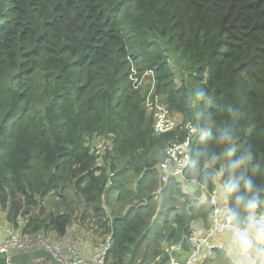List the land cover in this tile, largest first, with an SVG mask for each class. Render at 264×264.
<instances>
[{"label":"trees","instance_id":"16d2710c","mask_svg":"<svg viewBox=\"0 0 264 264\" xmlns=\"http://www.w3.org/2000/svg\"><path fill=\"white\" fill-rule=\"evenodd\" d=\"M147 70L170 110L202 128L186 177L204 189L162 182L177 133L154 130L151 86L130 78ZM225 130L232 143L219 142ZM93 139L106 145L102 160ZM244 152L252 161L232 172ZM241 173L264 189V0H0L4 223L61 234L96 225L115 234L110 264H169V245L186 259L198 223L211 226L203 190ZM223 254L204 251L199 264Z\"/></svg>","mask_w":264,"mask_h":264},{"label":"built area","instance_id":"2783aa9c","mask_svg":"<svg viewBox=\"0 0 264 264\" xmlns=\"http://www.w3.org/2000/svg\"><path fill=\"white\" fill-rule=\"evenodd\" d=\"M150 75V72L146 73ZM152 74V73H151ZM155 81L154 75H151ZM156 85L151 88L146 105L153 110L154 113V130L156 133H167L175 131L176 139L167 147V156L160 164V171L162 173V182L166 183L171 177H177L182 180L194 183L204 188L196 179H187L186 169L191 163V145L194 136H196L201 128L191 122L182 119V117L173 113L169 106L166 105L160 94L156 93ZM185 134L184 139H180V135ZM92 150L95 151L100 159H103L102 152H104L106 145L103 141H89ZM114 183L111 180L110 186ZM210 203L213 207L211 214L212 225L204 236L196 233L191 236L193 250L184 262L178 261L173 253L182 250L180 243H173L168 246L167 252L170 253L171 259L169 264H199L202 259L203 251H215L224 248L222 242H217L218 237L230 232L225 222L220 219L221 215L229 216L230 210H224V202H222L224 191L220 187L208 192ZM216 216L217 223L213 222V216ZM80 226V225H78ZM69 225L68 230H70ZM231 233V232H230ZM66 234H61L55 228L36 231L33 233H25L23 229H17L4 224L0 221V257H4L7 264H14L13 252H25L32 248H43L47 251L57 262L61 264H86L81 258L80 245H67L64 241ZM114 232L103 235L94 245V255L90 264H109V254L115 244Z\"/></svg>","mask_w":264,"mask_h":264},{"label":"clouds","instance_id":"9594fccd","mask_svg":"<svg viewBox=\"0 0 264 264\" xmlns=\"http://www.w3.org/2000/svg\"><path fill=\"white\" fill-rule=\"evenodd\" d=\"M147 72L154 75L151 70H147L145 74ZM147 108L149 107L147 106ZM234 139V134L230 130H225L220 136L219 142L232 143ZM252 159L251 152H244L235 161L230 162L229 166L232 172H236L245 167ZM253 171L255 173L259 169ZM241 185L243 192H241ZM261 191L264 189H258L255 182L249 180L245 173H241L237 182L224 184L226 199L231 194H235L236 208L230 210L229 216L222 214L220 217L231 232V245L235 252L234 264H264V196L261 195ZM238 209H242V212ZM213 222L217 223L215 215Z\"/></svg>","mask_w":264,"mask_h":264},{"label":"crops","instance_id":"0c3cea01","mask_svg":"<svg viewBox=\"0 0 264 264\" xmlns=\"http://www.w3.org/2000/svg\"><path fill=\"white\" fill-rule=\"evenodd\" d=\"M224 184L225 182L222 181L220 178H218V186L222 191H224ZM196 188L197 187L194 188V191H196ZM202 200L210 201L208 191L203 190ZM223 201L224 200L222 199V202ZM223 209L225 211L230 210V204L229 203L225 204L223 206ZM0 221L4 223L2 220ZM70 225L71 228L70 230L67 231L64 238L65 243L67 245L70 244L80 245L81 258L84 260V263L90 264L94 255V245L103 236L102 232L98 230H91L85 227L78 229L80 226H77L74 223ZM211 225H212V219H211ZM209 228L205 227L204 222L198 223V225L196 226V234L200 236H204L208 232ZM216 241L222 242L225 245L224 248L220 249L221 251H225V254H223L222 256H218V255L212 256L211 264H234L235 252L233 251L231 245V233L227 232L225 235L218 237ZM207 252H211V251H207ZM182 260L181 262L185 261V259ZM13 262L14 264H56L57 263V261L43 248H32L25 252H20L16 250L13 252ZM204 262L206 261L204 260L201 264H203Z\"/></svg>","mask_w":264,"mask_h":264},{"label":"rangeland","instance_id":"374dc122","mask_svg":"<svg viewBox=\"0 0 264 264\" xmlns=\"http://www.w3.org/2000/svg\"><path fill=\"white\" fill-rule=\"evenodd\" d=\"M130 78H131V81H132V82L136 83V84H137L138 86H140L141 89H143V90H144L146 87L151 86V88H152L154 84L156 85V83H155V81L153 80V78H152L151 75H147V74H139V73H132L131 76H130ZM108 196H109V198L107 199L108 202H106V207H108V209H109V210L111 211V213L113 214V213L115 212V207H116V205H115V201H114L115 194H114V193H109ZM223 200H225L224 205H225V204H228V203L230 204L229 196H228V198L226 199V198H225V195H223ZM0 215H1V211H0ZM93 221H94V219H93ZM74 224H76V225L78 226L77 223H74ZM85 227H86V226H85ZM96 227H97V226L94 225V227H93L91 230H96V229H97ZM81 228H84V226H83L82 224L80 225V227H79L78 229H81ZM204 251H205V250H204ZM204 251H203V252H204ZM180 252H182V251H176V252L173 253V256H174L178 261H181L179 255H178V254H180ZM202 256H203V255H202Z\"/></svg>","mask_w":264,"mask_h":264},{"label":"water","instance_id":"95a60500","mask_svg":"<svg viewBox=\"0 0 264 264\" xmlns=\"http://www.w3.org/2000/svg\"><path fill=\"white\" fill-rule=\"evenodd\" d=\"M191 157H192V151H191ZM190 208V206H188V209ZM56 264H61V263H59V262H57Z\"/></svg>","mask_w":264,"mask_h":264}]
</instances>
